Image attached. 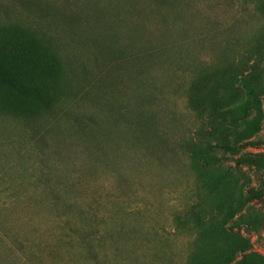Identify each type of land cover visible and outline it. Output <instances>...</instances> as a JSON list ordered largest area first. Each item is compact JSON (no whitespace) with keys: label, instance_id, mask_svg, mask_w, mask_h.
Returning a JSON list of instances; mask_svg holds the SVG:
<instances>
[{"label":"rangeland","instance_id":"rangeland-1","mask_svg":"<svg viewBox=\"0 0 264 264\" xmlns=\"http://www.w3.org/2000/svg\"><path fill=\"white\" fill-rule=\"evenodd\" d=\"M0 62V264H264V0H0Z\"/></svg>","mask_w":264,"mask_h":264},{"label":"trees","instance_id":"trees-1","mask_svg":"<svg viewBox=\"0 0 264 264\" xmlns=\"http://www.w3.org/2000/svg\"><path fill=\"white\" fill-rule=\"evenodd\" d=\"M3 65H5L6 67H4ZM19 65H21L22 67L18 66L16 70H17V72L21 73L23 71L22 70L23 69V63L21 62ZM6 69L10 71L9 67L6 64L0 62V77H2L5 81H7V77H8ZM10 73H11V71H10ZM11 75L14 77V75L12 73H11ZM8 82H10V81H8ZM234 161L238 162L239 160L235 159ZM255 257H258V256L256 255ZM255 262H256L255 258H250L248 256H242V263L254 264Z\"/></svg>","mask_w":264,"mask_h":264}]
</instances>
